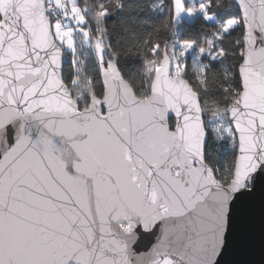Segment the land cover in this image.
Returning <instances> with one entry per match:
<instances>
[{
  "label": "snow or ice",
  "instance_id": "6c2138e0",
  "mask_svg": "<svg viewBox=\"0 0 264 264\" xmlns=\"http://www.w3.org/2000/svg\"><path fill=\"white\" fill-rule=\"evenodd\" d=\"M0 264H264V0H0Z\"/></svg>",
  "mask_w": 264,
  "mask_h": 264
},
{
  "label": "trees",
  "instance_id": "16d2710c",
  "mask_svg": "<svg viewBox=\"0 0 264 264\" xmlns=\"http://www.w3.org/2000/svg\"><path fill=\"white\" fill-rule=\"evenodd\" d=\"M156 22H158V21H156Z\"/></svg>",
  "mask_w": 264,
  "mask_h": 264
}]
</instances>
